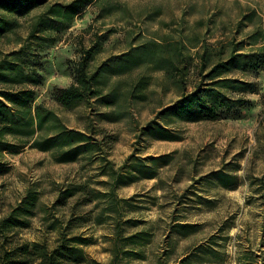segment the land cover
I'll return each mask as SVG.
<instances>
[{"label": "rangeland", "instance_id": "obj_1", "mask_svg": "<svg viewBox=\"0 0 264 264\" xmlns=\"http://www.w3.org/2000/svg\"><path fill=\"white\" fill-rule=\"evenodd\" d=\"M44 10H33L19 20V28L0 39V62L12 61L11 53L25 44L32 22ZM102 36L90 70L140 45H155V50L125 70L103 69L102 95L110 103L93 99L73 110L62 109L50 98L52 89L72 83L71 68L80 50ZM241 41L239 48L245 52L264 45V0L90 4L56 43L37 53L33 71L42 81L35 89L38 102L54 109L67 126L105 139L110 166L126 183L109 194L116 181L103 173L110 166L104 169L102 161L57 163L50 152L30 147L0 153L5 169L0 173L2 212L10 211L28 188L39 194L31 225L19 237L53 246L58 234L47 231L48 224L54 218L59 223L73 219L69 232L89 237L92 244L85 251L104 264L111 262L115 243L120 253L130 248L143 253V259L122 254L116 264H264V71L229 74L255 83L257 89L243 94L252 103L238 117L191 122L159 115L200 82L199 54L206 51L209 69L226 60ZM170 56L179 62L173 70L165 62ZM154 121L173 138L147 131ZM69 187L75 195L52 207L59 189ZM40 207L48 208V220ZM126 220L132 223L125 225ZM141 231L142 245L124 240Z\"/></svg>", "mask_w": 264, "mask_h": 264}, {"label": "trees", "instance_id": "obj_2", "mask_svg": "<svg viewBox=\"0 0 264 264\" xmlns=\"http://www.w3.org/2000/svg\"><path fill=\"white\" fill-rule=\"evenodd\" d=\"M94 1L71 0L69 3L61 4L49 3L48 0H0V39L19 28L21 18L28 16L37 8L45 7L44 12L32 22L25 44L11 53L12 61L0 62V153L18 152L30 147L50 152L57 163H71L83 158L90 164L102 161L103 167L111 165L107 159L105 139H97L92 132L67 126L54 109L42 101L38 102L39 95L35 85L41 83L42 76L33 71L34 66L39 63L36 60L37 53L56 43L58 37L72 27L75 18ZM102 38L105 36L98 37V42L89 48L80 50L79 58L71 68L72 83L66 87L52 89L50 98L62 109L69 111L82 102L93 99L103 102L107 97L109 99V96L102 95L103 69L109 67L118 71L125 70L141 63L155 50L154 44L150 48L140 45L90 70L89 64L99 51ZM243 44L242 41L235 43L227 59H219L209 69H206L208 61L206 51L199 54L200 82L192 91L184 92L173 105L165 108L159 115L191 122L240 116L243 108L249 107L252 103L243 94L255 93L256 85L237 76L231 77L229 74H258L264 71V45L245 52L239 48ZM175 57L165 59L171 70L179 63ZM111 61L110 66L108 63ZM185 68L186 66L182 67V77L185 75ZM6 85L18 87L10 88ZM178 85L184 88V82L180 80ZM107 99L106 104L110 103ZM146 128L156 137L173 138L166 127L155 121L148 123ZM3 165L0 163V173L5 171ZM103 173H109L116 181L108 191L109 194L113 193L116 187L126 183L124 176L118 175L112 166ZM75 193V189L71 187L59 189L52 207L65 204ZM38 195L37 191L28 188L10 211L2 212L0 207V264H104L85 251L84 248L92 244L89 237L69 232L73 219L59 223L60 221L54 218L48 224L47 231L58 234L53 246H49L46 240L28 241L19 237L20 231L31 225L30 219L38 208ZM107 207L110 212L114 209L112 204ZM47 210V207H40L46 220L49 219ZM130 223L131 220L124 221L125 225ZM179 225L181 229L189 227V224ZM115 230L116 236H120L119 224L115 225ZM143 233L141 231L130 234L124 240L131 245H142ZM118 248V244L115 243L109 264H116L122 254L143 259L141 249L130 248L120 253Z\"/></svg>", "mask_w": 264, "mask_h": 264}]
</instances>
